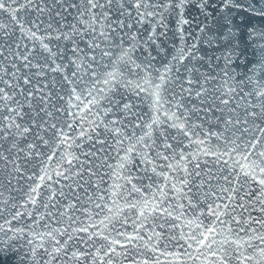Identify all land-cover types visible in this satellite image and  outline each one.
Masks as SVG:
<instances>
[{"label": "snow or ice", "instance_id": "snow-or-ice-1", "mask_svg": "<svg viewBox=\"0 0 264 264\" xmlns=\"http://www.w3.org/2000/svg\"><path fill=\"white\" fill-rule=\"evenodd\" d=\"M257 18L264 0H0V243L24 237L29 264H264Z\"/></svg>", "mask_w": 264, "mask_h": 264}, {"label": "water", "instance_id": "water-1", "mask_svg": "<svg viewBox=\"0 0 264 264\" xmlns=\"http://www.w3.org/2000/svg\"><path fill=\"white\" fill-rule=\"evenodd\" d=\"M253 2L258 4L259 0H253ZM252 23L255 24L257 27H259L262 24H264V20H260L257 18V19H253ZM109 162L114 163V161H109ZM142 169H143V165H139V164H136L132 168V175L137 178L134 181L135 183L138 184L141 183L140 178L144 177V172ZM142 183L145 186H147L149 184V180L147 178H144L142 180ZM129 187H131V185H129ZM17 227H19V225H17ZM9 235L11 234L9 233ZM13 248L15 249L14 251L10 250L8 245L0 243V249H4V252L0 253V264H29V257L27 255L28 246L25 238L21 237L20 240L16 241V243L13 245Z\"/></svg>", "mask_w": 264, "mask_h": 264}]
</instances>
